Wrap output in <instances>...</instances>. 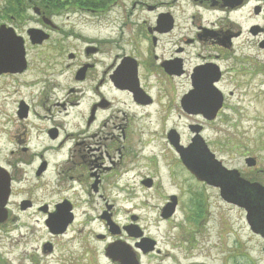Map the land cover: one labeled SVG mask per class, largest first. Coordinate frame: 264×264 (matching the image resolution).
I'll return each instance as SVG.
<instances>
[{"label":"flooded vegetation","instance_id":"af4514ba","mask_svg":"<svg viewBox=\"0 0 264 264\" xmlns=\"http://www.w3.org/2000/svg\"><path fill=\"white\" fill-rule=\"evenodd\" d=\"M247 7L259 23L244 29L236 14ZM180 10L183 27L178 19ZM245 36L254 55L245 56H250L246 61L250 69L244 84L255 100L264 96V60L258 59L264 53V0H0V170L8 181L0 217V264L46 262L45 258L71 262L52 259L55 249L48 242L33 250L44 258H33L27 250L28 237L20 231L36 229L35 223L22 221L33 218L41 222L47 235H65L75 223L78 208L86 205L85 200L80 202L81 195L103 201L99 219L105 233L94 237L103 245L107 264L125 262L122 254L105 257L112 244L129 247L133 262L138 264L160 257L157 242L140 228L139 218L131 213L126 224H117L114 202L100 193L103 184L117 189V175L112 171L125 156L133 165L139 152L117 144L111 151L118 155V162L107 151L93 159V151L98 149L84 143V139L101 133L87 134L90 129L106 127L113 120L149 123L157 115L154 105L162 107L163 119L175 106L180 115L196 120L186 126L188 144L182 143L181 134L174 128L164 131L178 164L199 191L186 192V222L201 230L211 215L209 199L215 197L218 205L239 213L243 221L244 240L232 236L230 264L264 262V225L260 229L254 226L252 216L235 203L238 181L245 187L257 185L264 193V170L258 159L240 148L230 151L228 159H218L207 145L229 172L224 175L233 194L225 201L219 187L197 180L186 169L171 144L177 138L178 147L188 148L196 135L190 128H199L202 138L206 124L219 121L230 110L227 100L232 92L225 93L221 85L224 81L238 83L226 77L244 62L237 40ZM255 60L260 65L254 66ZM199 85H211L222 98L212 119L185 109L191 102L188 97ZM181 86L184 91H180ZM174 89L176 97H170ZM121 98L127 104L116 103ZM114 128L119 131L116 139L125 140L129 133L126 126ZM101 156L106 163L97 162ZM240 158L241 167L229 164ZM93 168L101 171L102 178ZM128 172L132 170L123 169L120 175ZM140 185L151 189L153 181L144 179ZM254 189H250L251 194ZM201 193H208V198ZM173 203L172 215L163 219L161 214ZM180 203L179 196L169 195L160 219L171 221ZM60 217V223L53 221ZM52 221L58 225L54 227ZM260 223L264 224V218ZM152 242L153 250L143 252Z\"/></svg>","mask_w":264,"mask_h":264},{"label":"rangeland","instance_id":"374dc122","mask_svg":"<svg viewBox=\"0 0 264 264\" xmlns=\"http://www.w3.org/2000/svg\"><path fill=\"white\" fill-rule=\"evenodd\" d=\"M180 6L184 9L183 5ZM181 11L178 13V19L180 26L183 27L184 16L181 15ZM250 17L249 7L236 14L237 20L240 21L241 27L244 29L252 23H259L258 19H252L251 17V20ZM247 37L237 40L238 54L243 55L244 62L242 60V64L237 65L236 73L233 71L226 77L236 79L237 85L229 84L227 81H224L221 85L225 93L232 92V96L228 97L227 100V107L230 110H227L225 115L222 114L218 119L219 121L206 124L201 136L218 159L226 160L230 156L228 154L231 153L230 151L235 152L234 148H240L241 152H247L253 158H257L261 169L264 170V96L254 100L252 91L244 84V81L247 80L246 73L250 69L249 62H246L250 56L248 58L245 56L254 55V52L248 48ZM258 59L263 62L264 53H261ZM253 63L254 66L260 65L258 60ZM181 87L180 91L184 89V86ZM170 97H176L175 89L171 90ZM122 101L126 102L124 98H121L116 103ZM154 108L157 115L155 118H151V121L147 124L137 123L138 121L135 122V120L134 122L124 123L117 119L106 123V127L97 129L94 126L88 131L87 134L101 131L95 137L84 139L86 146L98 149L97 152L93 151V159L99 158L100 153L107 151L111 158L118 162V155L111 151L114 150V146L117 144L119 146H129L132 151L139 152L137 161L133 165L128 164L129 162L125 156L112 171L117 175L115 178L117 189L103 184L100 193L107 200L114 202V220L117 224H126L129 214L132 213L139 218L140 228L157 242V248L161 252L160 257H152L147 262L142 263L230 264L228 252L231 250L232 236L236 234L238 239L244 240L245 233L241 215L226 210V208L217 204L215 197H211L209 199L211 215L206 218L203 228L197 231L195 225L188 224L189 220L186 218L187 214L185 213V205L189 199L187 193L192 194L194 191L197 193L199 191L197 186L189 180L188 173L185 170L183 171L184 167L178 164L175 153L165 140L164 131L174 128L181 134L182 143L188 144L190 135L186 126L196 122V120L180 115L175 106L172 107V112L168 118L163 119L162 107L160 109L154 105ZM77 122L79 123L76 120ZM122 125L126 126L125 130L129 133L126 134L125 140L120 141V139H116L119 131L113 129V127ZM152 133H155V135L151 136ZM153 139L154 141H151ZM129 140L132 141L130 145L128 144ZM95 143L98 144L95 145ZM101 157L97 162L106 163L104 156ZM229 164L241 167L242 160L241 158L236 159L231 163L229 162ZM123 169L132 170V172L120 175ZM93 173L100 175L102 178L99 169L93 168ZM144 179H152L153 187L151 189L140 185V181ZM61 188L62 186H60ZM172 194L179 196L180 208L171 221L164 222L159 217L160 210L167 201L168 196ZM201 194L208 198V193ZM82 200H85L86 205L83 208H78L75 223L65 235L49 236L41 227V222L39 223L37 220L34 222L35 219L33 218L22 219V221H27L31 225L35 223L36 229H22L20 231L28 237L26 241L27 250L33 258H44L39 251L36 253L33 250L39 249L43 243L48 242L55 249L52 259L70 260L71 262H49V258H45L46 262H22V264H107L103 260V245L98 243L94 237L97 234L105 233V226L99 219L103 201L96 196L84 199L81 195L80 202ZM8 243L6 241L5 244ZM253 253L258 255L255 251ZM258 257L260 256L258 255ZM90 259L93 262H86ZM75 260L77 262H74ZM255 260H258V258H255ZM8 264H11V262H8ZM14 264H18V262H14ZM236 264L249 263L237 262ZM257 264H264V262H257Z\"/></svg>","mask_w":264,"mask_h":264},{"label":"water","instance_id":"95a60500","mask_svg":"<svg viewBox=\"0 0 264 264\" xmlns=\"http://www.w3.org/2000/svg\"><path fill=\"white\" fill-rule=\"evenodd\" d=\"M217 91L211 87V85H199L196 87L195 91L188 97L191 100L185 107L189 113H199L202 114L206 119H212L215 113L221 106L222 98L217 95ZM212 102V100H214ZM192 132L196 135L192 138L191 144L186 149L178 147L177 138L171 140L172 146L176 149L180 156V159L186 169L199 181H204L209 185L219 187L221 189V198L225 201L230 200L232 196V188L229 179L226 178L224 174L227 172L218 162L214 155L208 150L203 139L198 135L199 128H190ZM247 162L249 160H246ZM255 188L253 194H251L250 189ZM249 190V191H247ZM261 187L254 185L247 186L240 181L237 183V197L236 204L244 208L248 214L253 218L254 226H258V229L262 227L261 220L264 218V193L261 191ZM243 192V193H242ZM8 196V181L4 176V172L0 170V217L4 212V206L6 204ZM173 202V198L170 200ZM175 204H171L170 209H166V213H162L161 217L163 219L169 218L172 213ZM165 210V209H164ZM63 220L62 217L56 218L53 221L60 223ZM52 221L51 225L54 227L58 224H54ZM108 225V224H107ZM110 232L112 223L109 224ZM112 233V232H111ZM137 247V246H136ZM154 248V242L150 245H146L143 252L152 251ZM143 250V249H142ZM112 254L123 255L125 262L122 264H138L136 261L133 262V256L130 253L129 247H120L117 244H112L107 248V257H112Z\"/></svg>","mask_w":264,"mask_h":264},{"label":"bare ground","instance_id":"6f19581e","mask_svg":"<svg viewBox=\"0 0 264 264\" xmlns=\"http://www.w3.org/2000/svg\"><path fill=\"white\" fill-rule=\"evenodd\" d=\"M151 135H152V136H154V135H155V133H152ZM151 141H154V139H153V140H151ZM151 141H150V142H151Z\"/></svg>","mask_w":264,"mask_h":264}]
</instances>
